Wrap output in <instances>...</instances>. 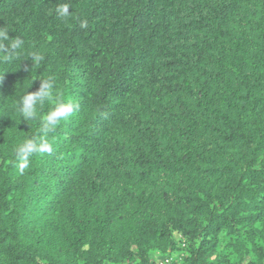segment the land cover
I'll list each match as a JSON object with an SVG mask.
<instances>
[{
    "label": "trees",
    "instance_id": "1",
    "mask_svg": "<svg viewBox=\"0 0 264 264\" xmlns=\"http://www.w3.org/2000/svg\"><path fill=\"white\" fill-rule=\"evenodd\" d=\"M0 28V264H264V0H0ZM49 77L45 136L15 106Z\"/></svg>",
    "mask_w": 264,
    "mask_h": 264
},
{
    "label": "clouds",
    "instance_id": "2",
    "mask_svg": "<svg viewBox=\"0 0 264 264\" xmlns=\"http://www.w3.org/2000/svg\"><path fill=\"white\" fill-rule=\"evenodd\" d=\"M58 18L65 19L69 16L70 11L67 5L58 6L56 9ZM9 40V32L0 28V42ZM22 42H13L12 48L19 49ZM30 58L33 64H40L44 57L41 54L33 53ZM54 77L41 79L40 87L36 91H25L16 103V110L19 113V121L40 120L45 136L54 132L60 125L61 121L66 120L74 112L72 103L57 100L50 110L43 116L38 115V109L46 102H51L54 96L55 84ZM53 145L46 138H28L18 144L15 149L16 167L20 174H23L31 165V159L36 154H51Z\"/></svg>",
    "mask_w": 264,
    "mask_h": 264
},
{
    "label": "rangeland",
    "instance_id": "3",
    "mask_svg": "<svg viewBox=\"0 0 264 264\" xmlns=\"http://www.w3.org/2000/svg\"><path fill=\"white\" fill-rule=\"evenodd\" d=\"M180 236L177 235V238H179ZM155 258L157 257V255H154ZM171 260L173 261L174 259L177 260L178 262L181 261L182 255L180 254V251L178 252H174L173 254H171ZM159 258V257H157ZM179 264V263H178Z\"/></svg>",
    "mask_w": 264,
    "mask_h": 264
},
{
    "label": "built area",
    "instance_id": "4",
    "mask_svg": "<svg viewBox=\"0 0 264 264\" xmlns=\"http://www.w3.org/2000/svg\"><path fill=\"white\" fill-rule=\"evenodd\" d=\"M158 264H172V261L170 258H163L158 260Z\"/></svg>",
    "mask_w": 264,
    "mask_h": 264
}]
</instances>
